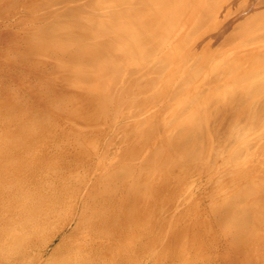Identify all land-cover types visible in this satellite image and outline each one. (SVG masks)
I'll list each match as a JSON object with an SVG mask.
<instances>
[{
    "label": "rangeland",
    "instance_id": "1",
    "mask_svg": "<svg viewBox=\"0 0 264 264\" xmlns=\"http://www.w3.org/2000/svg\"><path fill=\"white\" fill-rule=\"evenodd\" d=\"M133 2L0 0V264H264V115L219 134L217 152L202 161L207 147L195 149L194 134L182 133L176 115L185 99L174 91L207 61L193 90L213 93L215 113L227 91L264 81V66L240 77L257 67L251 57H264V23L254 40L223 42L234 25L264 14V0H222L199 54L170 77L156 68L169 41L146 51V66L121 65L110 77L101 70L125 54ZM110 10L113 18L87 26ZM207 41L217 45L205 59ZM96 73L109 79L94 95L80 84L92 79L98 91ZM263 95L254 99L264 103ZM231 193L246 195L244 211Z\"/></svg>",
    "mask_w": 264,
    "mask_h": 264
},
{
    "label": "bare ground",
    "instance_id": "2",
    "mask_svg": "<svg viewBox=\"0 0 264 264\" xmlns=\"http://www.w3.org/2000/svg\"><path fill=\"white\" fill-rule=\"evenodd\" d=\"M108 1H111V0H108ZM123 1L124 0H120V2H122V3H123ZM153 3L157 5L156 9L153 12H148L147 8H149V6H151V4H153ZM131 4H132V6L128 7V10H127L128 18L130 21V27L126 28L125 31L124 30L123 31H124L125 35L127 34V35L131 36L132 39L129 42L128 46L125 45L126 46L125 54H123L121 57L119 56L115 62L112 63V60L109 57L106 59V61H105L106 67H104L103 70H101V71L105 75H107V74H108V76L111 75L110 77H113V76H116L117 74H119L117 71L121 72V70H122L121 65H123V66H126L127 64L132 65V66L133 65H136V66L145 65L146 64L145 62L148 60L147 57H149V59H151L149 53H147L146 51H148V50L150 51V50H154V49L156 50V49H158V47L166 46L165 44L168 43V41L170 42V44L171 43L172 44L169 45L170 46L169 49L167 48L168 50L164 52L162 59L159 58L160 63L159 64L156 63L158 65V67H156V68L158 71H160V70H161V72L164 71V73L165 74L167 73L166 75H168L170 77L172 75V73L174 72V70L178 68V66L181 67L183 65L182 63L184 62V60L186 59L188 54L194 53V52L199 54L200 48L198 47V42L206 35V33L214 25V20L209 18V15H210V13L215 12V10L222 8L223 2H222V0H134V2ZM78 8H80V7H78ZM98 8H99V6H95L93 8L95 10L94 13H96ZM101 8H102V6H101ZM79 10H81V9H79ZM85 10L87 11L88 9H85ZM98 10H100V9H98ZM114 13H115L114 10H112V11L110 10L109 15L108 14L102 15V16L98 15L94 19V21H92V22L98 23V22L103 21V20L106 21L107 17L113 18L112 14H114ZM225 17H226V13H224L220 19H223ZM92 22L88 23L87 26H89V25L94 26L95 23L93 24ZM261 23H264V14L263 15L250 16L245 21H242V22L234 25L229 31H227L223 35V42L225 44H228L229 46L231 45V47H237L240 45V43H243L245 41L247 43L248 42L247 40L260 37V24ZM104 26H105V33H108L111 29V25L109 23H105ZM85 31L87 32V29ZM85 31L83 30V32H85ZM178 32H179V34H178ZM174 33L177 34L176 35L177 37L174 39V41L171 42L172 36L175 37ZM69 39H70V37H68V40ZM205 44H209V46H210L209 50H206L207 52L204 53V58L206 57L205 59H208V57L212 56L214 54V52H216V45L217 44L214 43L213 41H207ZM109 47H111V46H109ZM199 58H201V57L199 56ZM238 61H240V60H238ZM251 61H252V64L256 65L257 67H254L253 69H251L247 73H244L243 76H240L241 78L242 77H250V75L253 72H256V70L259 69V67L264 66L263 65L264 64V57L262 59L261 58L252 59V57H251ZM237 62H236V64L233 62L234 63L233 65L230 64L232 67L231 68L228 67V69L230 68L231 70L232 69L237 70V68L239 67L237 65ZM225 64H226V62H225ZM243 64H244V62H243ZM206 65H208L207 61H206V63H199L198 67L192 66L190 70L188 68L189 71H188V74L186 75V77L184 74V76H183L184 78L181 77V79H180L181 81L180 82L178 81L179 84L177 87H174V91H175V89H177L176 93L179 92L178 95L183 96L182 98L185 99V101L184 102L181 101L183 103H182V106L179 108V111L177 112L178 114L176 112L175 113L177 115L175 113L172 114V115L175 114L176 116H179L182 118L181 119L182 121L179 122V125H181L180 127L182 130L181 129L180 130L182 131L183 134L191 133V134H194V136L196 137V142L194 145L195 149L198 147L197 143L201 144V142L203 143L204 146L207 147L206 148L207 150H205V148H204V153L206 152V156H204L203 155L204 153H203L197 157L200 159L202 158V161L203 160L205 161V159H207V157L209 158L210 156H214L215 152H217L218 147L220 146L219 144L217 145V143L220 141L219 137L222 138L219 134L222 133V135H224L226 137V135L228 133H230L231 130L234 129V127L236 125H239L240 123L243 124L244 122H245V124L246 123L248 124V122H250L252 126H253V123H254V125H255V123L258 125V121L261 118V114L264 115L263 114L264 103L259 104V102L257 101L259 96L261 94L262 95L264 94V81H263L262 83L254 85V86L253 85L247 86V87L245 86L242 88L238 87V88H233L230 91H227V93H224V95H222L223 98H222L220 103H219V100L217 101V99H216L217 102L214 103L215 104L214 105L215 110H217L219 113H221L224 111V108H225V111H224L225 114L223 116L221 115L222 119H219V120H221L220 123L217 119L215 120L218 112L216 111L214 113V110H212L213 101H214L213 93L211 94L210 97L202 98V96H198L197 91L195 92V90H193V85H194L193 82L195 81V78L198 77V75L202 69H204V68H205V70L207 69ZM110 66H112V67H110ZM202 66H205V67H202ZM226 68H227V65L225 67V70L228 71V69H226ZM98 70H99V68H98ZM225 70L223 68V71H225ZM231 70H229V71H231ZM219 71L220 72H218L216 69L215 72L216 73L217 72L222 73L221 70H219ZM229 71L227 73H229ZM98 72H100V71H98ZM175 72L177 73V70ZM212 75H213V77L215 76V74H211V77H212ZM218 75L221 76L220 74H218ZM95 76L99 77L100 81L102 82V85L98 89V91H91L90 90V86H91L90 84H91L92 79L91 80L88 79L87 81H83V83L80 84L81 85L80 87H83L82 89H88L89 90L88 92H92L93 94L94 93L96 94L98 92H102V88L106 87L107 83L105 85H103V84H104L106 79H109V77L105 79V76L99 75L97 73L95 74ZM162 76H163V74H162ZM216 77L218 78V76H215V78ZM237 78L238 77H235L233 79V81H232L233 84L237 81ZM170 80H171V78H170ZM212 80L214 82L216 79L212 78ZM218 80H219V78H218ZM244 80H246V79H244ZM238 82H239V80H238ZM166 83H168V82H165V84ZM147 84H148V82H147ZM102 86H104V87H102ZM223 86H225V85H223ZM213 90L216 91V89H213ZM92 93H90V94H92ZM162 95H159V96H162ZM89 96H91V95H89ZM255 96H257L258 98L254 99ZM157 98H158V96H157ZM131 99H132V97H131ZM152 99H154V98H152ZM155 99H156V97H155ZM262 99H263V97H262ZM144 100H145V98H144ZM158 100H159V98H158ZM260 100H261V98H260ZM126 101H127V99H126ZM263 101H264V99H263ZM146 102H149V101H146ZM181 102H178V103L181 104ZM96 103H97V101H96ZM219 109H221V111H219ZM213 113H214V115H213ZM212 116H214V117H212ZM263 117L264 116H262V118ZM176 120H178V119H176ZM216 121L220 124V125L218 124L219 125V127H217L218 129L214 127V123ZM237 134L238 133H236L233 137H235ZM241 134L242 133H240V135ZM181 136H182V134H181ZM225 137H223V138H225ZM182 138H184V137H182ZM221 146H223V145H221ZM225 146H223V147H225ZM194 155L195 154H193V156ZM233 157H235V156L233 155ZM10 158L11 157H9V159ZM8 163H10V161ZM1 177H2V175H1ZM25 178L26 177H24V180L22 181L23 185H25V182H26V184L29 183V182L27 183V180H26L27 178L26 179ZM230 180H231V178H230ZM32 181L35 182V180H32ZM235 182H236V180H235ZM37 184L39 185V187H41V185L44 183H37ZM230 185H232V184H230ZM229 187H231V186H229ZM227 190L229 191V189H227ZM236 190H239V189H236ZM242 192L244 194L243 190H242ZM232 193H231V195L234 196V194H232ZM237 193H238V191H237ZM243 194H240V196H238V198H236L234 196L235 202H233L234 199L233 200L231 199L232 202L234 203L232 205H234L236 211L242 212L246 208V207L244 208L242 205V204L245 205V203H242V202H243V200H245L244 198L246 196V195L242 196ZM237 209H239V210H237ZM245 212H247V211H245ZM246 214L244 213V215H246ZM256 219L257 218H255V220ZM247 221H249V220H247ZM99 231L101 232V230H99ZM98 232H97V234H99ZM109 238H111V237H109Z\"/></svg>",
    "mask_w": 264,
    "mask_h": 264
}]
</instances>
